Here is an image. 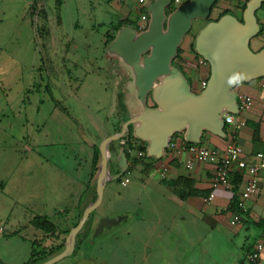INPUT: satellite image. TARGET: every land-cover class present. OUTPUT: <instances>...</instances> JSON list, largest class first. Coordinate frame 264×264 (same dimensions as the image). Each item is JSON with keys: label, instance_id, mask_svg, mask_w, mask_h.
Masks as SVG:
<instances>
[{"label": "rangeland", "instance_id": "374dc122", "mask_svg": "<svg viewBox=\"0 0 264 264\" xmlns=\"http://www.w3.org/2000/svg\"><path fill=\"white\" fill-rule=\"evenodd\" d=\"M101 4L0 0V260L25 263L32 242L43 237L30 222L47 215L60 233L43 245L70 241L37 264H182L186 247L189 264H214L200 241L211 234L201 230L187 240L184 227L171 238L175 230L159 219L167 168L151 176L155 160L139 155L145 143L115 134L132 118L119 101L128 78L106 54L117 17ZM133 212L144 219H131ZM104 217L116 226L93 238ZM158 235L166 239L165 257L162 244L155 248ZM236 243L220 254L224 264H233Z\"/></svg>", "mask_w": 264, "mask_h": 264}, {"label": "water", "instance_id": "95a60500", "mask_svg": "<svg viewBox=\"0 0 264 264\" xmlns=\"http://www.w3.org/2000/svg\"><path fill=\"white\" fill-rule=\"evenodd\" d=\"M218 1L189 0L172 9L174 0H151L146 6L150 17L146 28L125 24L107 44L106 54L117 60L128 78L122 99L132 117L127 127L132 124L134 137L147 144L150 159H162L178 134L197 145L206 132L227 138L224 115L241 112L239 92L227 86V77L244 70L250 76L245 83L264 78V47L258 51L251 48V40L263 31L258 13L264 0H248L241 18L231 11L213 20ZM197 20L206 23L195 34L193 49L210 65L200 92L193 90L183 69L173 63ZM116 223L102 218L93 238ZM91 262L81 260L78 264Z\"/></svg>", "mask_w": 264, "mask_h": 264}, {"label": "crops", "instance_id": "0c3cea01", "mask_svg": "<svg viewBox=\"0 0 264 264\" xmlns=\"http://www.w3.org/2000/svg\"><path fill=\"white\" fill-rule=\"evenodd\" d=\"M98 1L102 3V10L104 9L109 15L112 14L117 17V21L109 23L110 29L108 31L110 35L117 34V26L120 21L127 20L131 25L140 29L146 28L149 22L150 17L146 12V6L151 0H146L144 4L139 3L138 0ZM187 1L189 0H179V3L175 6ZM247 1L219 0L213 8L211 18L216 19L226 9L241 18ZM143 14H148L147 20L143 19ZM258 16L260 21L264 18V8L259 11ZM197 21L200 22L194 25L192 29V31L196 29V33L205 23L204 20ZM261 23L263 31L251 40V48L254 51L264 47V22L261 21ZM194 37L193 39L189 37L182 47L184 39L180 47L182 50L180 58L177 62L182 66L187 78L191 80L193 90L199 92L210 75V65L193 52ZM237 90L239 93L248 95L251 98V101L239 114L246 125L240 130H236L230 125L226 126L227 138H221L206 132L200 146L206 147L212 152L213 157L210 160L203 161L198 155L190 152L187 146L188 142L185 141L182 134H178L172 139L162 159L151 158L155 160V168L153 167L150 171L151 176L157 169L165 167L168 170L162 185L169 195L161 201L162 204L159 206L160 221L168 223L167 227L171 231L175 230V234L171 235V238L180 237L184 227L187 240H196V235L201 230L211 234L202 237L200 241L203 249L202 256L208 257L214 264L227 262L219 256L225 251V246H229L236 239V253L233 255V264H239L243 246L248 240L253 243L251 251L258 243H264V228L262 226L253 228L243 222L240 225H232V220L239 216L231 209L233 198L236 196L241 200L242 208L248 214L250 220L256 223H264V175L259 174L261 192L254 199L245 200L242 198L243 187L249 178L247 174H235L236 177L231 175V179L235 178L230 187L214 189L212 186L223 151L229 142L237 144L241 153L249 156L252 160H256L255 157L258 153H264V78L244 83ZM177 180L183 181L176 185ZM237 183L239 184L237 185ZM171 187L177 190L180 189L181 195L175 194ZM212 193L215 196L212 200H209L208 197ZM164 216H171L168 219L180 218V220L168 222ZM213 233L216 235L212 237ZM165 240L160 235L155 237L156 250L158 247L162 248L163 245V257L167 255ZM188 252L186 247V255L182 264H189ZM257 264H264V250Z\"/></svg>", "mask_w": 264, "mask_h": 264}, {"label": "built area", "instance_id": "2783aa9c", "mask_svg": "<svg viewBox=\"0 0 264 264\" xmlns=\"http://www.w3.org/2000/svg\"><path fill=\"white\" fill-rule=\"evenodd\" d=\"M139 3L144 4L146 0H138ZM179 3V0H174L173 6ZM173 8V9H174ZM143 19H148V14L142 15ZM264 22V18L261 20ZM263 79V78H261ZM251 101V98L248 95L239 93V104L240 109L242 110L247 106ZM228 117H231V122H229ZM226 126H233L236 130H240L243 126L246 125V122L239 117V115H233L226 113L224 115ZM188 150L193 154L199 156L203 161H208L213 157L212 152L206 148L201 147L197 144L187 145ZM139 155L144 157L146 155L145 151L139 152ZM256 160H252L249 156L241 153L237 144L234 142H229L222 154L218 169L216 171L215 179L212 182L214 189L219 187H230L231 186V175L235 174H247L249 175L248 181L245 183L242 191V198L245 200L254 199L258 197L261 192V187L259 185V174L264 175V153H258L256 155ZM128 179L123 183L127 184ZM215 194L212 193L209 195L208 199L212 200ZM242 220L239 217H235L232 220V225H240ZM264 250V243H258L253 251H251L246 256L247 264H257L261 258V255Z\"/></svg>", "mask_w": 264, "mask_h": 264}, {"label": "trees", "instance_id": "16d2710c", "mask_svg": "<svg viewBox=\"0 0 264 264\" xmlns=\"http://www.w3.org/2000/svg\"><path fill=\"white\" fill-rule=\"evenodd\" d=\"M34 1H37V0H34ZM245 7H246V4L244 5V9H245ZM228 12H230V10H228V9L224 10L222 13H220V15L216 19H213V20H218L221 16H223L224 14H226ZM125 24H130V22L127 20L120 21L118 26H117V29H119L121 26H123ZM140 30H142V29H140ZM115 35L116 34L111 35L108 38L106 43L108 44L110 41H112L115 38ZM192 50H193V52H195L193 49V45H192ZM181 51L182 50L180 49L178 58H180ZM178 58L176 60H174L173 63L178 65L181 69H183L182 66L177 62ZM119 97H120L119 101L121 103V107H123V109L126 110V107L122 102L123 94H120ZM150 101H152V99H150ZM152 104H153V101L150 104V106H153ZM128 122H129V119L124 120V121L121 120L120 123H118V125L115 128V134H116L117 138L123 142H126V143H130L133 140H138L133 135L132 124H128V127H127ZM188 145H191V144L188 143ZM143 149L146 152V150H147V144L146 143H145V146ZM145 157L148 158L147 155H145ZM127 159H128V156H127ZM98 162H99V149H98V147H95L93 158H92V165H91V176H93L94 172L97 170ZM127 168H128V164L125 165L124 170L126 171ZM234 176L236 177V175H234ZM235 177H233V179H231V184L233 183V180ZM181 181H183V180H177L176 185L180 184ZM238 184L239 183H237V185ZM235 190H236V188H235ZM231 209L233 210V212H235V214L237 216H239L241 218L243 223H246L250 227H253V228H257V227H261V226L264 228V223H261V222L256 223V222H253L252 220L249 219L248 214L242 208L241 200H239L236 196H234V198H233ZM131 219H144V217L142 215L140 217L139 214H135V212H133ZM30 224L37 227L39 230H41L43 232V237L36 239L32 242V250H31L30 257L23 264H37L41 260H43V259L47 258L48 256L56 253L59 249H61L65 245H67L70 241L69 240L67 242H63L59 246L48 247V246L43 245V242H45L47 239L58 238L59 233H60L59 226L55 222H53L51 220V218L47 215H36L31 220ZM252 246H253V243L250 242V240H248L244 244L243 249H242V257L239 261V264H247L246 263V256L251 252ZM0 264H4V263L0 260Z\"/></svg>", "mask_w": 264, "mask_h": 264}, {"label": "clouds", "instance_id": "9594fccd", "mask_svg": "<svg viewBox=\"0 0 264 264\" xmlns=\"http://www.w3.org/2000/svg\"><path fill=\"white\" fill-rule=\"evenodd\" d=\"M248 79H250L249 73L244 70H237L227 77L226 84L229 88H240ZM228 120L231 122V117H228Z\"/></svg>", "mask_w": 264, "mask_h": 264}]
</instances>
